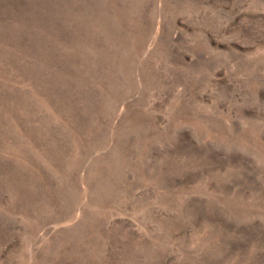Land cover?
<instances>
[{"label": "rangeland", "instance_id": "374dc122", "mask_svg": "<svg viewBox=\"0 0 264 264\" xmlns=\"http://www.w3.org/2000/svg\"><path fill=\"white\" fill-rule=\"evenodd\" d=\"M0 264H264V0H0Z\"/></svg>", "mask_w": 264, "mask_h": 264}]
</instances>
